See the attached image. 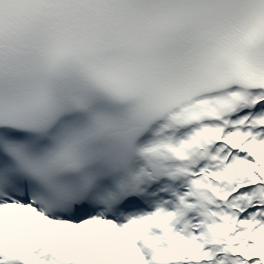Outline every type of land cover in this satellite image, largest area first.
<instances>
[{
    "label": "snow or ice",
    "instance_id": "snow-or-ice-1",
    "mask_svg": "<svg viewBox=\"0 0 264 264\" xmlns=\"http://www.w3.org/2000/svg\"><path fill=\"white\" fill-rule=\"evenodd\" d=\"M0 264H264V0H0Z\"/></svg>",
    "mask_w": 264,
    "mask_h": 264
}]
</instances>
